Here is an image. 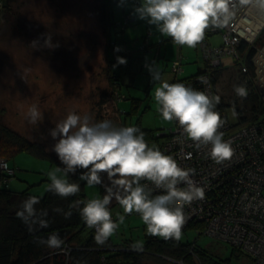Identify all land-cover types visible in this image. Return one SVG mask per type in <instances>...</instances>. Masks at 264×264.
I'll list each match as a JSON object with an SVG mask.
<instances>
[{
  "label": "rangeland",
  "instance_id": "rangeland-1",
  "mask_svg": "<svg viewBox=\"0 0 264 264\" xmlns=\"http://www.w3.org/2000/svg\"><path fill=\"white\" fill-rule=\"evenodd\" d=\"M140 2L116 0L110 9L113 39L124 51L141 57L122 77L124 98L123 93L112 95L115 88L108 78V53L112 57L114 51L112 39L101 21L102 0H9L10 8L2 7L0 11V124L31 141L42 142L50 151L56 141L49 130L71 111L89 116L91 122L107 119L117 127L139 123L156 134L169 132L174 121H164L154 101V90L160 82L152 81L148 67L141 64L154 61L162 79L170 83L175 75L174 62L181 60L183 70L179 77H188L205 66L204 50L200 44L194 49L176 45L155 26L137 18L134 8ZM263 23L264 18L258 24L259 32L264 28ZM46 35L50 37L48 45L44 42ZM208 39L210 48L218 47L222 43L221 32H213ZM57 43L59 46L54 47ZM116 52L121 56V52ZM222 61L230 67L234 56L227 54ZM232 68L220 78L218 90L225 100L236 98L241 102L234 92L239 80L230 71ZM33 104L43 114L42 122L37 125L29 123L26 117ZM228 111L231 119H239L234 106ZM10 164L16 170L10 178V188L28 189L40 196L45 195L50 183L47 172L60 167L48 158L27 152L17 154ZM112 191L120 194L122 190ZM85 193L87 200L106 194L100 185L89 188L87 184ZM110 211L113 219H117L116 213L124 214L115 195ZM182 233V240L196 241L216 258L229 260V264H258L244 254H234L233 247L224 241L198 234L194 229ZM148 236L139 214L133 212L126 215L125 223L111 240L126 248L138 240L144 245Z\"/></svg>",
  "mask_w": 264,
  "mask_h": 264
},
{
  "label": "clouds",
  "instance_id": "clouds-1",
  "mask_svg": "<svg viewBox=\"0 0 264 264\" xmlns=\"http://www.w3.org/2000/svg\"><path fill=\"white\" fill-rule=\"evenodd\" d=\"M245 6L264 12V0H141L134 12L137 18L155 26L161 35L170 37L176 45L194 49L204 40L207 29L229 25L237 9ZM49 41L50 37L46 35L45 44ZM58 46L57 43L54 47ZM114 50L121 49L116 46ZM116 60L117 64L127 63L122 56H117ZM147 67L152 81L160 82L154 90V101L163 120L178 122L198 147L211 145L209 155L216 163L231 159L234 148L231 141L223 139L220 129L225 121L216 111L220 96L209 95L181 82L163 80L154 61ZM234 92L241 99L249 94L243 83L234 85ZM26 117L34 125L43 120V114L35 104L30 106ZM49 134L56 141L51 150L63 167L47 172L50 180L47 191L62 198L79 193L80 185L68 179L69 174L75 175L78 170H82L79 179L89 188L103 185L106 175L122 190L120 194H114L106 187L102 198L97 196L78 202L83 204L79 208L82 220L89 229L95 230L97 245L107 244L125 223L126 215L133 212L139 214L149 236L177 242L182 239V229L188 219L185 206L205 197L204 188L191 178L195 169L183 168L159 147L149 146L137 126L117 127L107 119L91 122L89 116L71 111L49 130ZM142 180L150 181L154 188L141 183ZM156 190L159 194L153 195ZM114 195L124 213H116L117 219H113L110 211ZM39 203L40 198L31 195L16 213L30 232L49 226L45 219L47 212L35 207ZM54 211L63 213L65 219L72 215L71 211L64 212L61 208ZM37 243L56 250L61 249L65 241L54 232L47 238H38ZM143 246L138 240L130 248L142 251Z\"/></svg>",
  "mask_w": 264,
  "mask_h": 264
},
{
  "label": "trees",
  "instance_id": "trees-1",
  "mask_svg": "<svg viewBox=\"0 0 264 264\" xmlns=\"http://www.w3.org/2000/svg\"><path fill=\"white\" fill-rule=\"evenodd\" d=\"M8 1L0 0V11L2 7L10 8ZM115 3L116 0H102L103 15L101 21L106 33L108 32L110 39H112L111 47H113L112 50L114 51L112 57L108 53L110 64L108 78L115 88L112 95L123 93V97L126 98V94L121 88L122 77L127 72H130L132 63L138 58L141 59V57L137 58L132 51H124L117 40L112 37L110 9ZM106 13H109L108 16ZM212 33L210 29H207L205 35L210 37ZM262 36H264V29ZM247 44L246 41H242L239 46V50L245 52V54L243 53L244 58L241 61L236 60L230 66L233 67V70L231 69L230 71L237 76L239 84H246L249 92L246 98L238 102L236 98L234 100H225L220 94L218 84L225 71L230 68L229 66L213 67L211 79L216 95L220 96V103L218 104L220 108L228 110L230 106H234L239 122L258 121L264 126V100L256 89L253 73L251 71L244 73L241 70L240 63L242 62L247 64L252 70L251 61L255 47L251 46L250 48ZM116 46L120 47L121 50L119 52H121L122 57L126 58V64H117L116 58L119 55L114 50ZM144 63L141 64V67H144ZM204 67L202 69L199 68L197 73L188 77L199 74ZM133 126L141 129L149 146H157L162 151L164 140L153 129L141 127L139 123ZM21 152L48 158L61 168L63 167L57 154L52 150H48L42 142L31 141L13 128L0 124V159H6L9 166L14 170L12 174H8L0 168V264H155L159 261L172 264H229V260L216 258L207 247H202L196 241L190 240L184 241L181 239L177 242L174 239L165 240L161 237L148 236L142 251H135L130 247H121L118 244H114L111 238L107 244L103 246L97 245L94 240V229H89L79 214V208L83 207V204H78V202L87 200L85 193L86 182L79 179L82 170H78L75 175L69 174L68 179L71 182L78 183L81 190L79 193L67 198H62L49 191H46L45 195L40 196L31 193L28 189L15 190L10 188L11 179L16 172L15 167L10 164V160ZM6 177L11 179L6 181ZM101 189L103 190L102 186ZM31 195L40 198V203L35 207L38 211L47 212L48 215L45 219L49 223L47 228H35L32 232L16 215L21 208L22 202ZM56 208H61L64 212L71 211V217L65 219L63 213L54 211ZM197 227V224L191 223L189 226L184 227L182 231L186 232L190 229L197 231ZM54 232L59 233L65 241L61 249L52 250L45 245L37 243L38 238H47L49 234ZM232 252L237 256L244 254L254 261L250 255L235 247H233ZM102 258H105V260H102Z\"/></svg>",
  "mask_w": 264,
  "mask_h": 264
},
{
  "label": "built area",
  "instance_id": "built-area-1",
  "mask_svg": "<svg viewBox=\"0 0 264 264\" xmlns=\"http://www.w3.org/2000/svg\"><path fill=\"white\" fill-rule=\"evenodd\" d=\"M263 18L264 12L256 8L239 7L229 25L209 28L211 32H221L222 43L218 47L210 48L206 35L200 43L206 62L204 69L195 76L180 78L183 69L181 60H178L173 63L175 75L170 83L181 82L209 95H216L211 79L212 68L223 66L222 57L227 54L234 56V62L241 61L245 52L239 50V46L246 41L247 46L255 47L252 70L243 62L240 63L241 70L253 73L256 89L264 100V28L260 32L257 29ZM147 65L145 62L144 66ZM216 111L225 121L220 129L224 134L223 139L231 141L234 148L233 157L222 163H216L210 157L211 145L198 147L176 121L169 132L158 134L164 140L162 152L171 155L181 167L195 169L191 178L205 190L203 200L185 206L188 219L184 227L197 224L200 234L224 241L250 255L258 264H264V126L258 121H234L229 111L218 105ZM0 168L8 174L14 172L6 159H0ZM9 179L5 178L6 181ZM142 183L154 188L150 181L142 180ZM155 194H159V191H154Z\"/></svg>",
  "mask_w": 264,
  "mask_h": 264
},
{
  "label": "crops",
  "instance_id": "crops-1",
  "mask_svg": "<svg viewBox=\"0 0 264 264\" xmlns=\"http://www.w3.org/2000/svg\"><path fill=\"white\" fill-rule=\"evenodd\" d=\"M103 180H104V184L101 185L103 187V193L105 194V190H106V187H110L112 190L113 188L116 189L117 191L121 190L119 189L118 186L116 185H113L109 180H108V177L106 175L103 176Z\"/></svg>",
  "mask_w": 264,
  "mask_h": 264
}]
</instances>
